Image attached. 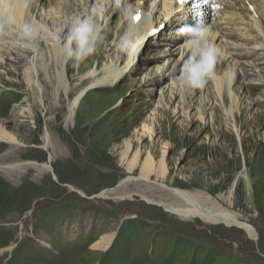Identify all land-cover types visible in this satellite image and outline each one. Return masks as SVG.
Here are the masks:
<instances>
[{
    "label": "rangeland",
    "instance_id": "obj_1",
    "mask_svg": "<svg viewBox=\"0 0 264 264\" xmlns=\"http://www.w3.org/2000/svg\"><path fill=\"white\" fill-rule=\"evenodd\" d=\"M51 1L44 10L54 9L60 21L80 19L77 0ZM108 1L98 7L93 0L86 3L85 11L98 26L101 40L96 52L78 67L68 62L66 85L57 83L49 58L47 78L42 73L38 76L37 99L22 80L25 56L14 54L0 64V123L17 139V145L0 142V264H264L263 39L250 31V25L249 33L243 31L247 20L231 26L237 32L232 36L245 32L243 39L249 40L251 34L257 43L243 48L240 63L231 59L219 69L215 58L213 75L227 82L218 96L211 77L200 88L177 86L174 77L189 54L187 49L182 56L185 48L176 47L183 41L178 40L181 36L178 41L158 42L153 45L155 49L149 44L152 52L143 50L118 86L87 92L68 126L64 121L67 103L106 67H123L136 37L132 33L124 47L127 51L121 52V38L129 31L128 18H119L120 12L115 14V10L104 20L102 13ZM135 3L129 0L127 6ZM41 7L37 6L32 21L36 14L39 18ZM152 8L148 15L156 20L160 7L155 15ZM244 12L242 9L241 15ZM97 15L99 21L95 20ZM260 25L264 32V23ZM227 34L222 40L228 45L243 43L240 37ZM64 36H59L62 45ZM93 71L96 77L87 78ZM228 75L232 76L229 86ZM161 100L162 108L152 115ZM223 109L231 110L234 119ZM142 123H153L155 134L151 140L143 137L138 142L135 131ZM45 131L51 142L47 148L42 146ZM127 140L133 142L132 153L141 151L140 160L149 151L156 163L167 145L166 177L151 174L142 180L139 165L129 171L127 160L132 153L126 160L121 158ZM28 162L48 163L50 172L31 168L3 172L9 165ZM171 190L209 197L251 226L255 236H248L237 226L179 219L161 205L179 204L168 192ZM104 191L129 197L98 198ZM120 226L130 233L123 237L121 253L104 252L108 247L91 249L103 237L112 242ZM11 245L16 247L5 251Z\"/></svg>",
    "mask_w": 264,
    "mask_h": 264
},
{
    "label": "bare ground",
    "instance_id": "obj_2",
    "mask_svg": "<svg viewBox=\"0 0 264 264\" xmlns=\"http://www.w3.org/2000/svg\"><path fill=\"white\" fill-rule=\"evenodd\" d=\"M31 1L32 0H0V25H2L0 26V64L1 65L5 64L6 58L14 54L19 56H25L26 63L24 64L23 66L24 68L21 71L23 76L22 80L23 82H25L28 88H31L35 92V95L38 99L40 96L39 95L40 86L38 85L39 82L38 76L39 74L42 73L47 78L46 73H47L48 61L50 59L52 61V67L56 76L55 78L58 81L57 83L61 85H66L64 80L65 78L64 73L66 72L68 62H66L63 58V54H62L63 45L61 44V40L59 39V36L61 34L62 36L66 34L68 22L64 20L60 21L57 18V12L54 9L53 10L51 9L50 11L44 10L45 4L51 3L52 2L51 0H33L32 2ZM93 1L96 2V6L98 7L101 4L100 2L104 0H93ZM155 1L156 0H136V3L134 5L127 6L129 0H115L114 2L115 4H113V0H109L105 4L104 11L102 13L103 15L102 18L105 20L106 17L115 10H116L115 14L120 12L119 18H123L124 16L128 18L127 28H129V31L127 33V37H129L132 33H135L136 37L134 38L135 40L132 41V44L126 55L124 54L125 56H127L128 60L126 61L123 67L121 66L106 67L104 73L101 76L96 78L92 84L80 90L79 93H76V96L67 103V114L65 116L64 121L68 126L72 124L73 116L80 100L87 94L89 90L98 87H114L129 72V70L133 68L135 64L134 59H137L142 54L143 50H145L144 49L145 46L147 48V45H149V43L144 42L145 37L149 35V32H151L155 28H160V26H162L164 23L167 24L168 27H175L181 24H184V26H182L183 28L199 26L201 24V21L203 20V17L206 15L205 12L207 11V2H208V0H184V3H180L179 0H160L161 14L159 13L160 15L158 14L157 19L153 20L152 17L150 18V15H148V13L149 11H152L153 9L152 6L154 5ZM38 2L39 3L42 2V4H38ZM77 2L79 3L78 5L80 7V13H79L80 19L88 17V14L85 11V6L88 0H77ZM139 2H141L140 4L142 7H139ZM173 3H176V7L174 9H172ZM218 3L220 4V6H225V7L239 6L240 10L244 9L246 11L249 8V6L248 8H246V5H252L251 7L252 9L249 15H251L250 21L251 23H254V25L250 26L251 27L250 31L254 29L259 35H261L263 39V47H264V32L260 26V21L258 19L260 18L261 20H264V0H220ZM37 6H42L38 10V12H40L39 18L36 14L37 18L33 19L32 21L31 17H33L32 14L35 13ZM114 7H116V9ZM175 12L177 13L175 14ZM199 13H201V15ZM137 14L140 15L139 21H136L134 19V17ZM172 14L175 15L174 16L176 17L175 20H171L167 22L168 18L172 16ZM6 15L11 17V23L5 25L3 21ZM230 15H232L231 18L229 17L230 20H233V14ZM159 16L162 17V19H160ZM179 16H181V19H184V23H182L180 18H178ZM27 17H29V19H26ZM97 17L98 18L95 20L99 21L100 15H97ZM221 17L216 21V23H214V26L216 29L220 30L223 33L224 32L223 30L227 28L226 26L227 24H230V22L225 21L227 17L225 18H221ZM110 23H113V21H111ZM22 24H30L35 28L43 29L46 35L42 34L40 37H38L32 47H20L17 44V40L20 39V25ZM243 30L246 29L244 28ZM206 33H207L206 39L216 49V59H217L216 66L217 68L222 69L224 63L230 60L229 59L230 56L228 58L227 54H232V55L235 54L224 51L222 48L221 50L218 47L219 45L218 46L215 45V43L217 42L215 39L216 38L215 35L217 34V31L210 32L209 30H206ZM180 36L181 37L178 40H183L182 42H185L186 37L183 35ZM178 46H179V50L185 48V50H182L181 53L183 56L185 51L187 50V47L186 45L182 46L181 44H178ZM123 51H127V49L121 48V52ZM245 54L248 55L249 52H246ZM131 56L132 59H130ZM261 61L262 59L256 62L258 63ZM256 62H254L255 66L260 65L259 63L256 65ZM234 65L235 63L232 66ZM262 66H263L261 70L262 72L261 71L260 72L264 73V63H262ZM88 77L89 78L96 77L95 72L93 71L90 74H88L87 78ZM226 78L227 77H225L224 79L226 80ZM211 80L214 84L213 89L216 95L217 96L221 95L222 84L224 85V83L227 82L223 83L222 81L224 80L222 78H218L217 76L214 75L211 76ZM231 80H232V76L228 75V86L229 83H231ZM228 93L227 96L229 95ZM162 103L163 101L161 100V102L158 103L154 107V109H152L153 110L152 115L155 114V111L158 108H162L163 106ZM175 111L176 110H174V113H176ZM22 113L23 112H20L19 114ZM225 113L228 118H232V120L234 119V117L231 115L232 114L231 110L226 109ZM12 120L13 119H11V122H13ZM198 120L202 123L204 122L201 116L198 117ZM232 123H234V121H231L229 125L232 128L233 132L236 133L237 131L235 127H232L233 126ZM135 134L137 137L136 140L138 142L143 137H148L151 140L153 138V135L155 134L154 124L153 123L140 124L139 128L135 131ZM0 142L17 145V139L14 136V134H12L11 131L9 132L5 126L3 127L1 123H0ZM132 143L133 142L131 140H127L124 142V150L121 152V158L126 160L128 155L132 153L133 150ZM50 145L51 142H50L49 134L45 131L43 134L42 146L43 148H47L50 147ZM168 149L169 147L167 145H164L162 147L161 158L158 160L157 163L154 161V157L149 151L146 152L144 158L140 160L141 151L139 149H136L131 154L130 158L127 160V169L131 171L137 165H139L140 178L142 180L144 179L146 181L151 174H156V176L163 179L166 177L168 171L167 163H166V155ZM15 165H9L7 169H3V172H9L13 170L22 171L25 170L26 168H31L34 170H38L40 172H50V167L48 163L38 164L35 162H28L23 164L17 163V165L16 166ZM122 185L123 183H121V186ZM112 192L104 191L100 193V196L106 199L112 198L113 200H123L129 197L128 195L123 197L122 195H118L117 193L111 195ZM168 192H171L173 198H175L176 202H178L179 204L166 205L162 203L161 205L164 208H166V210L174 213L179 219L181 220L200 219L202 222L211 225L224 224L229 227L237 226L239 228L244 229V231L248 236L250 237L255 236V231L251 226L247 225L246 223L240 222L233 213L225 209H221L220 206H217L216 205L217 203L215 204V201H213L209 197L204 196L202 198L198 194H192L183 190H171ZM148 202L152 203L154 202V200H148ZM158 203H160V201ZM105 238L106 237H103L99 241L95 242L91 246V249L98 250V249L107 248L111 242V239H105ZM8 249L10 250V248Z\"/></svg>",
    "mask_w": 264,
    "mask_h": 264
},
{
    "label": "clouds",
    "instance_id": "obj_3",
    "mask_svg": "<svg viewBox=\"0 0 264 264\" xmlns=\"http://www.w3.org/2000/svg\"><path fill=\"white\" fill-rule=\"evenodd\" d=\"M3 23H11V17L5 16ZM2 26V25H0ZM180 33L186 36L185 45L189 51L180 73L174 77L177 86L181 88L196 89L202 87L213 75L212 64L216 58V49L206 39V29L203 26L186 27L180 29ZM44 33L30 24L20 25V39L17 44L20 47H32ZM63 58L71 62L72 67H78L84 60L93 55L101 40L100 31L93 18L88 16L69 22L67 32L63 37ZM128 43V37L121 38L119 47L124 48Z\"/></svg>",
    "mask_w": 264,
    "mask_h": 264
},
{
    "label": "snow or ice",
    "instance_id": "obj_4",
    "mask_svg": "<svg viewBox=\"0 0 264 264\" xmlns=\"http://www.w3.org/2000/svg\"><path fill=\"white\" fill-rule=\"evenodd\" d=\"M179 2H180V3H184V0H179ZM134 19H135L136 21H139V20H140V15L137 14V15L134 17Z\"/></svg>",
    "mask_w": 264,
    "mask_h": 264
},
{
    "label": "trees",
    "instance_id": "obj_5",
    "mask_svg": "<svg viewBox=\"0 0 264 264\" xmlns=\"http://www.w3.org/2000/svg\"><path fill=\"white\" fill-rule=\"evenodd\" d=\"M174 257H175V253H173V254L171 255V258H172V259H174ZM201 261H204V260L201 259ZM201 263H202V262H201Z\"/></svg>",
    "mask_w": 264,
    "mask_h": 264
},
{
    "label": "water",
    "instance_id": "obj_6",
    "mask_svg": "<svg viewBox=\"0 0 264 264\" xmlns=\"http://www.w3.org/2000/svg\"><path fill=\"white\" fill-rule=\"evenodd\" d=\"M80 195H81V196H83V197H85V195H84V194H82V193H80ZM146 202H148V201H146ZM148 203H150V202H148Z\"/></svg>",
    "mask_w": 264,
    "mask_h": 264
}]
</instances>
